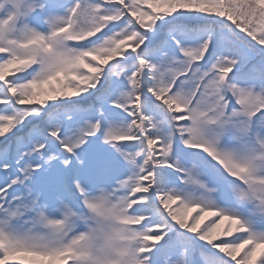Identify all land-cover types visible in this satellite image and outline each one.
Returning a JSON list of instances; mask_svg holds the SVG:
<instances>
[{
  "label": "snow or ice",
  "instance_id": "obj_1",
  "mask_svg": "<svg viewBox=\"0 0 264 264\" xmlns=\"http://www.w3.org/2000/svg\"><path fill=\"white\" fill-rule=\"evenodd\" d=\"M0 264H264V0H0Z\"/></svg>",
  "mask_w": 264,
  "mask_h": 264
}]
</instances>
